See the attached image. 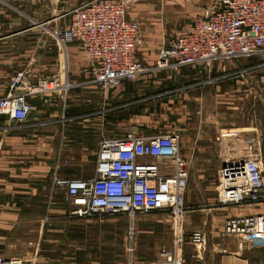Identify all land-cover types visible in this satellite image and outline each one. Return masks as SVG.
Here are the masks:
<instances>
[{"label":"crops","instance_id":"1","mask_svg":"<svg viewBox=\"0 0 264 264\" xmlns=\"http://www.w3.org/2000/svg\"><path fill=\"white\" fill-rule=\"evenodd\" d=\"M87 1L0 0V98L7 94L11 78L20 71L26 82L55 78L62 86L70 84L67 91L28 95L33 109L25 121L12 122L7 115L0 114V255L4 258L48 264L51 258L43 251H50L51 245L60 240L59 227L76 220L67 216L66 209L49 210L50 200L46 202L50 165L45 158L59 125L57 116H52L53 102L57 104L56 113L69 107L66 120L81 124L77 129L72 126V143L76 146L89 139L102 123L116 127L137 116L120 114L135 111L133 101L153 88L156 81L151 79L161 73L152 72L125 81L108 91L98 90L87 73V59L80 45L71 42L60 46L51 33L65 27L69 11ZM211 2L148 0V8L159 13L162 23L179 25L178 31L201 16ZM138 52L139 47L136 57L143 62L150 65L156 61L157 53L139 56ZM181 77L180 91L164 98L168 102L170 97L178 100V115L167 119L159 130L147 122L134 125L142 134L178 136L179 150L188 170L186 208L176 220L165 214L162 217L175 230L172 237H182V264H264V241H247L222 233L226 219L263 214L264 206L222 205L218 203L217 191L218 171L222 165L234 161L231 156L234 148L244 153L251 145L255 146L264 177V75L253 82H242V117L238 129L229 128L225 119L224 114L237 107L229 102L230 98L199 89L201 78L197 73ZM215 86L217 91L219 87ZM116 131L113 136L123 132L118 128ZM46 216L51 218L50 224L44 223ZM141 223L148 221L140 218L137 235L152 233L146 225L140 229ZM193 234L201 236L200 243L191 242ZM170 243L166 250L172 249Z\"/></svg>","mask_w":264,"mask_h":264},{"label":"built area","instance_id":"2","mask_svg":"<svg viewBox=\"0 0 264 264\" xmlns=\"http://www.w3.org/2000/svg\"><path fill=\"white\" fill-rule=\"evenodd\" d=\"M69 15L68 24L51 33L60 46L71 42L80 45L91 82L101 91L152 72L194 65L210 69L211 62L221 59L264 54V0H212L201 16L163 42L156 61L150 65L136 57L140 24L128 17L122 1L89 0L70 10ZM69 88V83L62 86L55 78L26 82L24 73L17 72L7 94L0 98V114L12 122L25 121L33 109L28 95ZM187 182V163L181 156L178 136L142 134L138 126H132L118 136L99 140L93 176L64 182L63 201L72 219L105 223L124 217L128 242L123 264H137L140 218L162 213L176 220L186 208ZM217 191L222 205L264 206V177L257 153H245L241 159L221 167ZM43 221L52 222L48 216ZM222 233L247 241H264V213L230 217L224 221ZM200 241L199 234L192 235V243ZM181 243V235H175L172 249H162L161 261L151 264H182ZM0 264L32 263L0 255Z\"/></svg>","mask_w":264,"mask_h":264},{"label":"rangeland","instance_id":"3","mask_svg":"<svg viewBox=\"0 0 264 264\" xmlns=\"http://www.w3.org/2000/svg\"><path fill=\"white\" fill-rule=\"evenodd\" d=\"M123 2L128 17L137 20L140 24L139 56L143 53L155 55L163 42L176 33L179 25L162 23L159 13L148 8V0H124ZM150 64L154 63L150 62ZM209 67L210 69H207L203 65H194L182 67L177 71H161L157 77L151 79L156 81L155 86L148 88L145 94L133 101L135 104L133 108L138 109L137 116H132L131 120H125L116 127L102 123L95 128L89 139L76 146L72 143V126L77 129L81 124L66 120L70 115L69 107V110L65 107L63 113L61 110L56 113L57 104L53 102L52 116H57L59 125L56 126L57 135L52 138L50 152L45 158L50 165L49 185L45 189L49 198L46 202L50 200L48 209L55 207L67 209L63 201L64 182L73 179H89L93 176L95 152L102 137H112L117 132V128L123 131L129 125L136 126L134 123L146 124L147 122L159 130L166 124L167 119L178 115V100L170 97L171 101L168 102V99L164 98L180 91V83L183 80V77L180 78L181 75L197 73L201 78L199 89L210 90L212 95L218 94V97L230 98L229 102L237 107L229 109L224 114L225 119L230 124L229 128L238 129L242 117L241 104L244 92L242 82H253L259 75H264V54L251 58L221 59L211 62ZM215 85L219 87L217 91ZM251 91L254 92L252 89ZM205 103L208 106L209 99ZM248 152L256 153V147L251 145L244 153L234 148L231 156L233 160H238ZM142 217L148 223H141L139 228H144L143 225H146L145 227L152 233L137 235L135 258L137 262H146V264L159 262L162 259L159 252L166 249L170 242L172 245L175 230H172L169 220L163 219L162 213L144 214ZM59 230H61L60 240L51 245L53 249L50 251H43L51 258V261L47 260L48 264H123L125 261L128 240L127 223L124 217L114 218L105 223L94 220H74L66 226L59 227ZM43 250L48 249L43 248Z\"/></svg>","mask_w":264,"mask_h":264},{"label":"flooded vegetation","instance_id":"4","mask_svg":"<svg viewBox=\"0 0 264 264\" xmlns=\"http://www.w3.org/2000/svg\"><path fill=\"white\" fill-rule=\"evenodd\" d=\"M138 111V109H135V111H133V110H128L127 112H122L121 114H120V116H125V115H135L136 114V112ZM137 115V114H136Z\"/></svg>","mask_w":264,"mask_h":264},{"label":"water","instance_id":"5","mask_svg":"<svg viewBox=\"0 0 264 264\" xmlns=\"http://www.w3.org/2000/svg\"><path fill=\"white\" fill-rule=\"evenodd\" d=\"M225 166V164L224 165H222V167H224Z\"/></svg>","mask_w":264,"mask_h":264}]
</instances>
